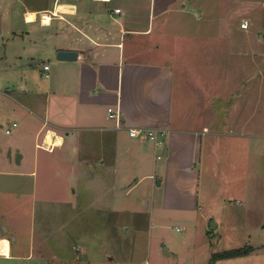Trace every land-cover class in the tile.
I'll return each mask as SVG.
<instances>
[{
    "label": "crops",
    "instance_id": "obj_1",
    "mask_svg": "<svg viewBox=\"0 0 264 264\" xmlns=\"http://www.w3.org/2000/svg\"><path fill=\"white\" fill-rule=\"evenodd\" d=\"M10 1H16L18 7L21 3L25 24H35L37 15L43 11L52 14L49 24L40 21L33 31L11 29L5 47L37 57L44 53L42 70L29 73L34 76L33 84L21 85V91L25 101H29V93L39 97L25 105L39 122L33 134L34 149L40 134L47 129L54 137L60 136L62 142L51 150L43 149L57 153L54 168L53 163L39 161L36 154L25 157L23 143L8 139L1 150L0 168H23L27 171H18L19 175L32 177L36 186L42 177L55 180L47 171L50 169L51 175L55 174L66 186L78 176L87 180L92 176L94 180L90 182L98 186L134 185L143 177L155 179L158 169L162 171L160 183L164 181L167 185L164 205L196 210L200 176L197 164L203 146L207 148L212 143L209 144L206 135H228L212 130V110L201 108L205 103L202 99L212 88H200L196 75L199 63L194 56L207 43L209 61L212 55L220 57L224 48L230 49L228 54L237 49L240 55H257L264 48V28L250 34L251 11L262 10L264 0ZM58 4L68 6L67 10L57 11ZM28 12H35L33 21L26 20ZM238 14L244 15L239 24L243 37L231 29ZM201 21L217 24L220 29L205 38L207 43L200 42V34L191 33L188 26L189 23L200 27ZM251 35L261 45L260 51L250 44ZM238 37L242 41H237ZM60 49L76 51V59H57L56 52ZM185 54L190 59H184ZM44 65H48L47 70ZM216 68L214 65L212 71L216 72ZM206 69L212 72L211 67ZM218 71L221 73L222 68ZM109 107L119 111V128L109 117ZM129 128L159 132L130 136ZM77 151L82 152L79 161L73 159ZM15 152L20 153L18 161L9 155ZM88 152L97 154V173H93L90 166L93 162L85 155ZM168 185L175 186L172 195ZM49 192L40 191L41 198L49 197ZM22 194L24 197L25 193ZM16 198L15 192L0 191V261L30 257L15 245L17 236L11 234L14 231L4 226L9 211L2 201L15 203Z\"/></svg>",
    "mask_w": 264,
    "mask_h": 264
},
{
    "label": "rangeland",
    "instance_id": "obj_2",
    "mask_svg": "<svg viewBox=\"0 0 264 264\" xmlns=\"http://www.w3.org/2000/svg\"><path fill=\"white\" fill-rule=\"evenodd\" d=\"M19 6L16 1L8 0L7 4L0 0V156L8 139H13V143H23L25 157L36 154L39 161L46 160L54 167L57 153L34 149L33 145L39 122L25 105L39 97L29 93V101H25L21 91V85L33 84L34 76L29 73L42 70L44 53L37 57L5 47L11 29L33 31L40 24L42 12L35 24H25L21 3ZM243 17L238 14L231 26L242 37L245 34L239 24ZM251 18L250 34L264 28V8L251 11ZM188 26L191 33L200 34V42L220 30L217 24L202 21L200 27ZM252 36L250 44L260 51L261 45ZM229 50L224 48L220 57L212 55L209 61L207 43L194 56L199 63L196 75L200 88H212L208 94L205 92L201 108L212 110V130L228 135H206L212 143L203 146L197 164L200 176L196 210L164 205L167 185L160 183L162 171L158 169L155 179L143 177L138 184L100 186L90 182L92 176L88 180L78 176L66 186L51 175L50 169L47 171L55 180L42 177L36 186L32 177L19 175L18 171L27 170L2 167L0 191L17 195L15 203L2 201L9 211L4 226L14 231L15 245L30 257L4 259L0 264H209L212 253L245 246L252 248L249 254L218 259L215 264H264V48L253 56L240 55L237 49L228 54ZM184 57L188 60L191 56ZM214 65L218 67L216 72L212 71ZM208 67L212 72L207 71ZM12 122L17 125L12 126ZM6 128L10 134H6ZM48 130L40 134L39 143L44 142ZM81 153L72 154L73 159L79 161ZM9 155L14 160L20 157L16 152ZM85 155L93 162V173H97V154ZM168 187L172 195L175 186ZM48 190L50 196L41 198L40 191ZM216 223L218 226H213Z\"/></svg>",
    "mask_w": 264,
    "mask_h": 264
},
{
    "label": "built area",
    "instance_id": "obj_3",
    "mask_svg": "<svg viewBox=\"0 0 264 264\" xmlns=\"http://www.w3.org/2000/svg\"><path fill=\"white\" fill-rule=\"evenodd\" d=\"M115 11L118 12L119 11V8H115ZM50 14V17H51V12H48ZM40 21L42 22V15L40 16ZM43 69L44 70H47L48 69V65H44L43 66ZM107 111L109 113V117L110 118H114L115 121H116V126L115 127H120L121 126V122L119 121V111L118 110H113L112 107H109L107 108ZM12 126H16V123L13 122L12 123ZM11 130L8 128L5 130L6 133H9ZM159 131L156 130V129H153V130H148L146 131V129L144 128H129L128 129V133L130 136H138L140 134H143V133H146L148 135H151V133H153L154 135H156V133H158ZM36 148H46L48 150H51L52 147L48 148L47 145L44 144L43 140L40 142V143H37L36 144Z\"/></svg>",
    "mask_w": 264,
    "mask_h": 264
},
{
    "label": "bare ground",
    "instance_id": "obj_4",
    "mask_svg": "<svg viewBox=\"0 0 264 264\" xmlns=\"http://www.w3.org/2000/svg\"><path fill=\"white\" fill-rule=\"evenodd\" d=\"M66 7L68 6L58 4L56 6V10L57 11L67 10ZM25 17L27 21H33L35 17V12H28L25 14ZM50 19L51 17L48 12H42V24L44 25L49 24ZM54 135L55 134L51 130H48L46 133L44 144L47 145L48 148H50L51 146H58L62 142V138L60 136L54 137Z\"/></svg>",
    "mask_w": 264,
    "mask_h": 264
},
{
    "label": "trees",
    "instance_id": "obj_5",
    "mask_svg": "<svg viewBox=\"0 0 264 264\" xmlns=\"http://www.w3.org/2000/svg\"><path fill=\"white\" fill-rule=\"evenodd\" d=\"M252 248L250 246L235 248V249H229L221 252H214L212 253L209 264H214L216 260L218 259H226V258H233L238 256L247 255L250 253Z\"/></svg>",
    "mask_w": 264,
    "mask_h": 264
},
{
    "label": "water",
    "instance_id": "obj_6",
    "mask_svg": "<svg viewBox=\"0 0 264 264\" xmlns=\"http://www.w3.org/2000/svg\"><path fill=\"white\" fill-rule=\"evenodd\" d=\"M77 56V52L74 50H63L60 49L56 52V58L59 60H74L76 59ZM213 226H216V224H214ZM4 230H6V228H3ZM13 238V236H12ZM163 253L164 254H168V251L163 249Z\"/></svg>",
    "mask_w": 264,
    "mask_h": 264
}]
</instances>
